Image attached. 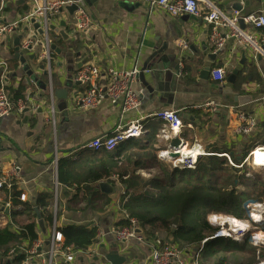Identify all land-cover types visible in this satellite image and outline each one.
<instances>
[{
	"label": "crops",
	"instance_id": "obj_1",
	"mask_svg": "<svg viewBox=\"0 0 264 264\" xmlns=\"http://www.w3.org/2000/svg\"><path fill=\"white\" fill-rule=\"evenodd\" d=\"M73 1H78L75 6L88 13L89 28L77 31V10L69 14L65 7L49 22L56 32L48 25L41 36L29 21H22L35 7L33 0H0V26L17 24L13 32L0 40V62L6 64L4 87L11 100L16 92L23 96L15 103L10 116L0 118V178L12 168L18 172L16 185L11 189L4 187L0 192V232L4 234L7 230L12 234L0 236L1 242L8 241V245L0 247V264H13L14 251L25 255L33 243L18 237L21 227L32 221L26 205L33 208L36 216L38 239L34 242L40 244V253L48 250L47 242L55 221L59 228L86 226L97 229L95 242L98 241V245L88 248L87 254L78 255L70 263L57 259L54 264H109L103 256L112 250L126 259L123 264H150L147 243L137 240L118 242L113 236L117 224L128 216L123 204L132 192H127L118 177L70 189L62 188L58 183L59 161L77 162L92 154L106 153H94L84 146L93 139L110 136L116 128L125 131L133 124L141 125L142 133L136 139L146 142L144 145L153 148L157 158L172 168H176L177 160L168 157L173 138L180 140L178 153L184 160L189 157L182 154L185 151L197 153L195 162L209 155L224 158V166L229 168L226 175L235 180L232 191L239 199L240 208L247 210L248 204L262 202L264 169L255 164L252 155L257 146L264 144L260 130L264 122V59L254 60L246 46L230 38L224 28H218L224 38L223 47L214 52L212 25L201 18L172 17L143 4ZM82 1L85 2L83 6L80 5ZM213 2L227 14L234 11V4H239V12L243 15H264V0ZM60 32L64 33V38ZM247 32L258 35L249 28ZM18 38L19 51L32 76L37 78L36 82L23 72V65L15 58L14 41ZM26 42L32 44L24 50L22 46ZM50 44H54L60 54L50 50ZM46 46H49V59ZM30 55L34 57L30 59ZM212 55H216L213 60L209 58ZM86 66H95L102 71L101 78L95 80L98 86L108 83V77L103 75L108 68L119 72L136 69L143 73L147 86L138 77L132 83V89L140 98L139 107L123 112L121 102L104 101L96 109L81 108L76 100L90 84L78 83L75 76ZM206 67L211 71L222 68L225 79L214 81L211 71L203 78ZM235 70L238 73L230 84L227 77ZM228 89L236 97L247 100L240 105L233 95L224 92ZM56 90L68 91L65 102L51 96ZM19 103L24 107L21 113L18 112ZM26 108L28 111L24 112ZM52 108L53 122L49 116ZM161 111L179 114L182 121L179 131L170 133L166 122L152 117ZM243 129L248 131L242 132ZM124 169L133 171V164H125ZM136 173L145 178L150 176L143 170ZM101 183L108 184V193L99 188ZM55 184H58L57 198ZM46 195H52V199L42 211L36 203ZM35 210L45 232L38 226ZM44 211L52 214L50 223L43 218ZM211 216L233 218L240 225L237 228L224 223L230 229V237H208L200 246L182 249L188 264H254L264 258V220L255 214L250 216L248 210L244 219L213 213L207 217V222L214 232L218 224L210 223Z\"/></svg>",
	"mask_w": 264,
	"mask_h": 264
},
{
	"label": "trees",
	"instance_id": "obj_2",
	"mask_svg": "<svg viewBox=\"0 0 264 264\" xmlns=\"http://www.w3.org/2000/svg\"><path fill=\"white\" fill-rule=\"evenodd\" d=\"M255 32L264 39V28ZM22 99L19 92L12 96L14 104ZM145 143L131 138L116 151L92 154L77 162L68 159L59 161L58 183L60 187L70 189L118 177L127 192L132 191L123 204V210L128 217L136 219L140 233L146 239L165 235L164 239L180 250L200 246L214 233L207 222L210 214H224L237 219L246 217L247 210L240 208L239 199L232 191L235 180L226 175L229 168L224 166V158L209 155L198 159L193 169L172 168L158 159L155 150ZM125 164H133V171L125 170ZM137 170H143L150 176L142 177L136 173ZM50 199L52 195L41 196L36 203L37 208L43 211ZM26 210L32 221L21 227L18 237L29 239L32 243L38 239L36 216L31 206L26 205ZM42 216L49 223L52 221L50 212L44 211ZM176 216L180 217V222L178 227L173 228L170 222ZM127 226L129 222L126 218L117 224L116 230ZM59 232L64 245L80 251L88 250L97 237V229L86 226H66L59 228ZM7 234L11 233L7 230L4 234L0 232V236ZM4 245H8V241H0V247ZM14 253L13 264H20L25 255L16 250Z\"/></svg>",
	"mask_w": 264,
	"mask_h": 264
},
{
	"label": "built area",
	"instance_id": "obj_3",
	"mask_svg": "<svg viewBox=\"0 0 264 264\" xmlns=\"http://www.w3.org/2000/svg\"><path fill=\"white\" fill-rule=\"evenodd\" d=\"M116 3H130V4H143L150 9L161 10L172 17L192 16L201 18L206 23L212 25L211 42L214 52H217L223 47L224 38L220 36L218 28L227 30L230 38L236 40L240 44L246 46L248 52L255 60L258 57L264 59V39L260 38L254 33H248L247 28L255 31L264 28V15L263 14H247L243 15L239 11H233L231 14L223 12L213 0H111ZM35 7L29 12L22 21H29L34 18L43 28L47 30L50 20L57 16L62 9L72 5H78V1L73 0H33ZM239 21L246 26L242 30L239 27ZM91 24L88 13L81 7H78L75 12V28L77 31H85ZM17 27L16 23L6 26H0V40L6 35L13 32ZM31 42L23 44L22 48L27 50L31 47ZM48 45V44H47ZM49 46H46V57L49 59ZM2 72L0 74V118L8 117L14 110V103L10 99L5 87V71L6 64L0 62ZM139 70H132L130 72H119L114 69L108 68L105 74L108 77L106 85H97L95 80L101 78L102 71L95 66H86L77 71L75 80L80 84H90V87L82 94L76 103L83 109H96L104 101L111 103L121 102L123 112L136 110L140 105V98L138 94L132 89V83L138 77ZM211 76L214 81L222 82L225 79L226 73L222 68H214L211 71ZM18 112H22L24 107L21 103L18 105ZM50 120L53 122L54 109L50 111ZM157 119L167 123L170 133H176L182 127V121L177 112L174 111H161L152 115ZM261 135L264 141V122L261 125ZM243 129L242 132H247ZM142 133V126L133 124L125 131H120L116 128L110 136H103L93 139L84 146L92 152H112L119 144L124 141L139 137ZM260 146H257L258 148ZM264 147V146H263ZM255 155V154H254ZM178 163V164H176ZM174 166L181 169H193L195 163L193 160L186 159L184 162L176 160ZM182 163V164H181ZM56 164V163H55ZM18 181V172L16 168H12L10 172L3 178H0V192L6 187L11 189ZM54 195L57 198L58 184H55ZM1 196V195H0ZM21 199H23L21 197ZM1 201V198H0ZM249 215L257 216L260 220H264V200L260 203H250L247 205ZM259 214V215H258ZM129 226L113 231V236L118 242H126L130 240H137L140 243H147L150 248V264H188V260L184 251L173 246L170 241L154 237L146 239L138 229L136 219L126 217ZM212 225L218 224V229L209 237L210 239L227 238L230 237L229 228L221 222L222 219L216 216L209 218ZM51 238L48 242V250L45 253L39 252L40 244L33 242L32 245L26 250L25 257L20 264H54L55 260L63 259L65 262H74L78 255L86 251L73 249L71 246L64 245L62 234L59 232L57 223L52 226ZM98 237V234H97ZM208 238V239H209ZM207 241L205 239L201 245ZM98 242V241H97ZM95 242L92 246L98 245ZM10 254H13L10 252ZM197 264V263H196ZM254 264H264V258Z\"/></svg>",
	"mask_w": 264,
	"mask_h": 264
},
{
	"label": "water",
	"instance_id": "obj_4",
	"mask_svg": "<svg viewBox=\"0 0 264 264\" xmlns=\"http://www.w3.org/2000/svg\"><path fill=\"white\" fill-rule=\"evenodd\" d=\"M85 2H81L80 5H84ZM120 5H124L123 3H120ZM78 9L77 6L75 5H72L70 7H67L66 10L69 12V14H72L74 11H76ZM232 9L234 11H240L241 10V6L239 4H234ZM61 12V11H60ZM188 17H192V16H188ZM193 18V17H192ZM29 23L33 26V28L37 31V33L41 36H43L45 34V31L43 30V28L41 27V25L34 19H30L29 20ZM239 27L244 30L246 29V26L242 23V21H239ZM49 29L50 30H53L54 32H56V28L53 26V25H49ZM60 35L63 36V38L65 37L64 33L63 32H60ZM19 39H15L14 41V46H15V58L17 60H19L21 62V64L23 65V72L25 74H27V76L31 77L32 80L34 82L37 81V78H34L32 76V72L29 68V66L26 64V60L24 59L22 53L19 51ZM50 50H54L57 54H60L59 50L55 47L54 44H50ZM216 55H212V56H209V58L211 60H213L215 58ZM34 56H29L30 59H32ZM258 59L260 60V57H258ZM210 67H206L204 70H203V78H206L209 74H210ZM238 71H233L228 77H227V82H229L230 84H233L234 82V79H235V76L237 75ZM43 74H47L46 72H43ZM143 73H140L138 75V79L140 80V82L147 86L145 80H144V77H143ZM28 85H29V82H27ZM70 83V82H69ZM69 83H67L66 85V88H68L70 85ZM150 90V88H148ZM226 94H230V95H233L234 96V101L239 103L240 105L243 104L245 102V100H247L246 98H241V97H236L234 95V93L232 91H230L229 89L224 91ZM51 96L53 97H57L58 99L60 100H63L64 102L66 101L67 97H68V91L66 90H56L55 93L53 92V94L51 93ZM66 107V105H64V108ZM28 109L26 108L24 112H27ZM181 146V143H180V140L177 139V138H173L171 141H170V149L172 152H170L168 154V157L171 158L172 160H175L177 158H179V153H174L175 151H178V148ZM259 168L261 169H264V165L262 166H259ZM99 188L103 191V192H109V186L107 183H101L99 184ZM35 213L37 215V219H38V226L41 228L42 232H45V229H44V226H43V222L42 220L40 219V215L38 213L37 210H35ZM179 216H176L173 220H171V225H173L174 227H178L179 226ZM48 244V242H47ZM115 248V247H114ZM104 260L109 263V264H123L126 262V259L124 257H120L118 255V252L116 250H112L110 251L109 253L105 254L103 256ZM94 261H98V258H94Z\"/></svg>",
	"mask_w": 264,
	"mask_h": 264
},
{
	"label": "bare ground",
	"instance_id": "obj_5",
	"mask_svg": "<svg viewBox=\"0 0 264 264\" xmlns=\"http://www.w3.org/2000/svg\"><path fill=\"white\" fill-rule=\"evenodd\" d=\"M263 146L264 145H262V146H260L258 148H255V152H254L255 155H252L253 158H255V164L264 165V147ZM176 153H178V151ZM185 153H186L187 156H189L188 157L189 160H193L194 163H196L195 160H196L197 153H195V152L187 153V151H185L182 154H185ZM177 160H181L182 162H184L183 155L182 156L180 155L179 158H177ZM221 219H222L221 222L228 223L229 225H231L233 227L236 226L238 228V226L240 225V222H238L237 220H235L233 218H228V217L224 216ZM233 227H231V228H233ZM229 233H230V229H229ZM230 235H231V233H230Z\"/></svg>",
	"mask_w": 264,
	"mask_h": 264
},
{
	"label": "rangeland",
	"instance_id": "obj_6",
	"mask_svg": "<svg viewBox=\"0 0 264 264\" xmlns=\"http://www.w3.org/2000/svg\"><path fill=\"white\" fill-rule=\"evenodd\" d=\"M263 145H264V144H263ZM210 215H211V214H210ZM210 215H209V216H210ZM209 216H208V217H209ZM160 235H161V236H158V237L165 238L162 234H160Z\"/></svg>",
	"mask_w": 264,
	"mask_h": 264
}]
</instances>
